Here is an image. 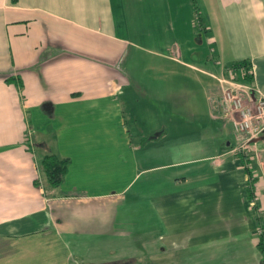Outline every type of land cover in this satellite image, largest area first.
<instances>
[{
    "label": "crops",
    "instance_id": "0c3cea01",
    "mask_svg": "<svg viewBox=\"0 0 264 264\" xmlns=\"http://www.w3.org/2000/svg\"><path fill=\"white\" fill-rule=\"evenodd\" d=\"M196 1L0 0V264H264V137L231 151L210 75L264 95V0Z\"/></svg>",
    "mask_w": 264,
    "mask_h": 264
},
{
    "label": "built area",
    "instance_id": "2783aa9c",
    "mask_svg": "<svg viewBox=\"0 0 264 264\" xmlns=\"http://www.w3.org/2000/svg\"><path fill=\"white\" fill-rule=\"evenodd\" d=\"M245 75H250V70L242 65H228L220 73L211 74L217 82L222 119L232 131L244 136L231 151L242 154L249 150V142H255L264 131V95H254ZM255 234L258 238L262 234L259 226Z\"/></svg>",
    "mask_w": 264,
    "mask_h": 264
},
{
    "label": "rangeland",
    "instance_id": "374dc122",
    "mask_svg": "<svg viewBox=\"0 0 264 264\" xmlns=\"http://www.w3.org/2000/svg\"><path fill=\"white\" fill-rule=\"evenodd\" d=\"M174 4V2L172 3ZM175 4L176 5H180L182 4L181 6L182 7H186V13H185V23L186 25L189 24L190 20L193 21V23L196 25V19L198 18L197 16V11H200V9H198V4H197V1L196 0H175ZM172 23V21H170ZM202 22H204V18H203V15H202ZM176 26H177V22H176ZM207 34H205L204 32L202 31H197L196 33L194 32H191L189 34V38L191 39V41L197 45H199V48H198V52L197 53L198 55L201 56H204V55H208L210 54V50H209V43H206L205 42V38H206ZM205 42V43H204ZM198 57V56H197ZM211 75V74H210ZM211 81V80H210ZM212 84L215 86V84L217 85V82L216 80H212L211 81ZM216 82V83H215ZM218 98V101H219V97ZM220 104V102H219ZM221 119V118H220ZM222 120V119H221ZM224 125V124H223ZM225 125H228L230 126L229 124H225ZM227 131L224 130V134H226ZM243 135L242 134H239V133H235V137L234 138H231L232 139V142H231V147L236 145L238 142H240L242 139H243ZM249 144H252V142H249ZM252 150L249 149L247 150L245 153H239L240 155H245L248 156L249 153L251 152ZM130 262H132L133 264H139V262H143V260L141 258H138V260H132L130 258V261H128V263H121L120 261H111L109 262L108 264H130Z\"/></svg>",
    "mask_w": 264,
    "mask_h": 264
},
{
    "label": "trees",
    "instance_id": "16d2710c",
    "mask_svg": "<svg viewBox=\"0 0 264 264\" xmlns=\"http://www.w3.org/2000/svg\"><path fill=\"white\" fill-rule=\"evenodd\" d=\"M230 65H242L245 69L249 68V64L246 60H240V61H235L231 63ZM251 78L250 75H245V79L249 81ZM262 136L264 137V131L262 133ZM247 161H245L246 163ZM40 166L43 171L44 176L46 177V180L56 186L58 182L61 180L63 172L66 167V159L65 158H60L58 157L55 153H47L45 154L41 161H40ZM244 169L246 170L248 176H249V181H250V187L251 191L249 192L251 197L252 193V182L254 181V177L251 176L250 169L247 167V165L244 164ZM257 247L260 249V251L264 254V235L261 234L258 238L257 241Z\"/></svg>",
    "mask_w": 264,
    "mask_h": 264
},
{
    "label": "water",
    "instance_id": "95a60500",
    "mask_svg": "<svg viewBox=\"0 0 264 264\" xmlns=\"http://www.w3.org/2000/svg\"><path fill=\"white\" fill-rule=\"evenodd\" d=\"M261 135H262V134H261ZM261 135H260V136H261Z\"/></svg>",
    "mask_w": 264,
    "mask_h": 264
},
{
    "label": "flooded vegetation",
    "instance_id": "af4514ba",
    "mask_svg": "<svg viewBox=\"0 0 264 264\" xmlns=\"http://www.w3.org/2000/svg\"><path fill=\"white\" fill-rule=\"evenodd\" d=\"M263 133V132H262Z\"/></svg>",
    "mask_w": 264,
    "mask_h": 264
}]
</instances>
